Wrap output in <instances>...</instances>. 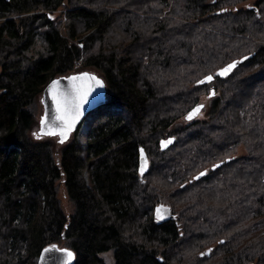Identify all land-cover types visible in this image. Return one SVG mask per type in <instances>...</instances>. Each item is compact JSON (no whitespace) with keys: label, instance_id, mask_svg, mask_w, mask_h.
<instances>
[{"label":"trees","instance_id":"trees-1","mask_svg":"<svg viewBox=\"0 0 264 264\" xmlns=\"http://www.w3.org/2000/svg\"><path fill=\"white\" fill-rule=\"evenodd\" d=\"M244 1L0 0V264L50 244L73 264H264V0ZM86 68L106 101L40 137L42 89Z\"/></svg>","mask_w":264,"mask_h":264},{"label":"water","instance_id":"water-1","mask_svg":"<svg viewBox=\"0 0 264 264\" xmlns=\"http://www.w3.org/2000/svg\"><path fill=\"white\" fill-rule=\"evenodd\" d=\"M244 59H245V57L232 60L228 64H226L223 67L219 68L216 71V74L218 76H220V77H224V76L228 75ZM234 61L236 62L235 63V67L230 72H228L226 75H220L219 74V71L221 69L225 68L229 64H232ZM79 73H89V74L94 75L98 80L102 81V85H95L94 82H93V89H92L91 94L88 97V101H87V103H85L82 106L78 119H76L71 131L68 132L67 138L64 139L63 143H65L70 138V136L75 131V129L77 128V126L80 123V121L85 117V115L89 111L96 109L97 107L101 106L106 101V90H107L106 82H105V80L103 79L102 76H100L99 74H97L94 71L81 70V71H77V72H72V73L67 74V75H61V76H56V77L52 78L44 86V88L42 89V92H41V96H40L41 114H40V118H39V122H38V129H37V133H38V135L40 137H53V138L57 139L58 143L63 144V143L60 142L61 141V137H60V135L58 133L56 135H48V134H42L40 132V129H41V118L42 117L45 118L46 130H47L48 126L58 127L60 125V121L57 119V113H56V109H55L53 100L51 98V94L48 91L49 85H50L51 81L58 80L59 81V85L58 86L61 89L70 88L72 82L69 81L67 78L70 77V76H73V75H78ZM204 78H202V80H200V81L209 82V81H211L213 79V77H212L211 80H205ZM84 79H85V82L87 83L88 82L87 78H84ZM212 94H213V90L210 89L209 95H212ZM197 105H203V107H204L203 103L195 104L192 108H190L184 114V116H183L184 121H186V122L194 121L195 119H197L200 116L203 107L199 109L198 113L193 114L191 119H187L186 118L188 116L189 112H192V110L194 108H196ZM172 140H173V138H167V139L162 140L160 142L161 148L164 149L166 147V145H168V144H170L172 142ZM162 142H165V143H162ZM138 155H139L138 156V172H139L140 175H142L146 171V169L148 167L146 154L144 153V150H143L142 147L138 148ZM220 163L221 162L216 163L215 165L211 166V168L214 169L216 166L220 165ZM142 168H143V170H141ZM201 173H203V174L201 175ZM205 173H206V170H202V171L198 172L197 174H195L192 179H194V180L199 179ZM158 206H163L160 209L159 213H157ZM153 217L157 221H166V220L172 219L174 216L171 213L170 207L168 205L160 203V204H157L156 206H154ZM52 245L56 246L55 249H52V250L47 251V252L44 251L45 249H49L50 246H52ZM60 249H68V250H70L72 252V254H73L72 257L69 259L66 256L65 253L60 251ZM206 253H208V250L206 251ZM74 257H75V254H74V252L71 249L65 248V247H59L57 244H50L48 246L43 247L40 250V252L38 254V257H37L36 264H73Z\"/></svg>","mask_w":264,"mask_h":264},{"label":"snow or ice","instance_id":"snow-or-ice-1","mask_svg":"<svg viewBox=\"0 0 264 264\" xmlns=\"http://www.w3.org/2000/svg\"><path fill=\"white\" fill-rule=\"evenodd\" d=\"M235 63L236 62L234 61L232 64H229L225 68L221 69L219 74L226 75L235 67ZM84 78H87V83ZM67 79L72 82L70 88L61 89L58 86V80L51 81L48 88L56 109L57 119L60 121V125L58 127L48 126L46 130L45 118H41L40 132L48 135H56L58 133L61 137V143H63L64 139L67 138L68 132L71 131L76 119H78L82 106L87 103L88 97L93 89V82L95 85H102V81L98 80L94 75L89 73H79L78 75L70 76ZM204 79L211 80L212 77L209 75ZM197 82L201 83L202 81ZM202 107L203 105H197L192 112H189L186 118L191 119L193 114L198 113L199 109ZM33 135L37 136V133H33ZM37 138H39V136H37ZM141 170H143V168ZM202 174L203 173H201V175ZM162 207L163 206H158L157 213L160 212ZM55 247V245H52L49 249H45L44 251H50L55 249ZM60 251L65 253L69 259L73 255L68 249H60Z\"/></svg>","mask_w":264,"mask_h":264},{"label":"rangeland","instance_id":"rangeland-1","mask_svg":"<svg viewBox=\"0 0 264 264\" xmlns=\"http://www.w3.org/2000/svg\"><path fill=\"white\" fill-rule=\"evenodd\" d=\"M255 1L256 0H246V1H244V2H242L241 4H239V7L240 8H244V7H247V6H253L254 4H255ZM82 70H90V71H94V72H96L97 74H99L100 76H102V74L99 72V71H96V70H94L93 68H86V69H82ZM81 71V70H80ZM40 96H41V94H40ZM39 96V97H40ZM39 110H41V106L39 107ZM41 112V111H40ZM205 111H203L201 114H200V116H202V115H204L205 113H204ZM243 154H245V150H244V148L241 146V147H239L238 149H237V151H236V156H241V155H243ZM60 196H61V199H62V205H63V208H64V210L66 211V212H69L70 211V206H69V203H68V201L66 200V198L64 197V195H63V187L61 186L60 187ZM106 260L108 261V262H111V257H110V255H106ZM36 262H37V258L35 259V264H36Z\"/></svg>","mask_w":264,"mask_h":264}]
</instances>
